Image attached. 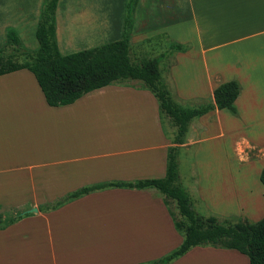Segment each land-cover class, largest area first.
I'll return each instance as SVG.
<instances>
[{"label": "crops", "instance_id": "0c3cea01", "mask_svg": "<svg viewBox=\"0 0 264 264\" xmlns=\"http://www.w3.org/2000/svg\"><path fill=\"white\" fill-rule=\"evenodd\" d=\"M41 3L0 0V47L8 27L16 29L25 46H33L25 39L35 35ZM124 13L125 0H58L60 52L68 54L120 38ZM156 36L168 44L191 45L187 51L173 52L176 63L169 69L179 98L210 99L216 86L232 79L240 85L236 115L214 109L189 122L188 127L200 128L195 159L202 150L210 155L201 161L206 159V165L198 164L191 192L182 184L194 203L207 211L261 219L264 131H252L264 125V0H138L130 45ZM244 41L248 48L240 46ZM190 68L195 74L192 83ZM162 79L165 82L163 74ZM188 137L182 146L191 140ZM240 142L260 148L261 155L243 158ZM169 145L158 101L150 90L110 84L73 103L51 106L30 70L1 74L0 214L21 217L0 228V264H101L98 256L88 253L90 247H111L113 264H137L179 246L183 236L155 188L96 189L56 209L39 210L40 205L82 186L163 177ZM246 165L258 168L262 186L251 175L255 188L258 185V204L250 209L243 202L240 183L230 184L238 200L235 206L232 198L220 204L211 200L203 181L204 168L211 174L217 168ZM222 171L218 175L226 184L230 176ZM247 194L254 198L250 191ZM32 207L38 210L29 212ZM34 239L55 253L30 259L26 252L30 254ZM217 255L250 264L237 250L210 246H195L170 264H209Z\"/></svg>", "mask_w": 264, "mask_h": 264}, {"label": "trees", "instance_id": "16d2710c", "mask_svg": "<svg viewBox=\"0 0 264 264\" xmlns=\"http://www.w3.org/2000/svg\"><path fill=\"white\" fill-rule=\"evenodd\" d=\"M58 0H42L35 29L38 45L25 46L13 27L6 30V41L0 47V75L26 68L38 82L46 102L51 106L73 103L84 94L110 84L150 90L158 101L162 127L173 128L168 147L166 173L159 178L135 181H109L82 186L72 192L39 206L40 211L56 209L86 193L110 187L155 188L163 197L175 229L182 234L179 246L169 252L137 264H170L195 246L233 249L245 254L250 264H264V216L257 221L246 217L203 215L193 207L192 199L179 176L177 151L184 143L189 122L214 109H227L237 114L235 100L240 92L235 79L220 83L210 99L196 106L177 101L162 79L160 62L164 53L133 62L130 57V37L138 0H125V13L120 38L62 54L56 39V7ZM188 45L171 41L168 51L184 52ZM264 187V167L260 172ZM174 208L173 209V206ZM21 215L4 217L0 228L19 219Z\"/></svg>", "mask_w": 264, "mask_h": 264}, {"label": "rangeland", "instance_id": "374dc122", "mask_svg": "<svg viewBox=\"0 0 264 264\" xmlns=\"http://www.w3.org/2000/svg\"><path fill=\"white\" fill-rule=\"evenodd\" d=\"M35 0H30V2L32 3ZM109 1V0H108ZM107 0H105V2H108ZM107 8V7H106ZM33 33V32H32ZM26 43H28V45H33L30 46V48H35L37 46V40L36 37L33 33V35H29V37H27L25 39ZM185 45H188V49H190L191 45L189 43H186ZM236 46V45H235ZM241 47L243 48H248L250 45L246 43V41L241 42L240 44ZM248 46V47H247ZM229 48V47H228ZM227 47L224 48L225 52L228 49ZM186 50V51H187ZM160 53H164V58L162 59V61L160 62V69L161 72L163 74V77L165 79V84L167 86V88L171 91L173 97L179 101L181 104L185 105V106H196L202 102L205 101V99H209V98H204V97H196L195 99L192 100H185L182 98H179L176 94V85L175 82L172 80L171 76H170V66L176 63V59L174 57V53H170L168 51V43L166 42L165 39L161 38L160 36H156V37H149L146 39H143L141 42L139 43H133L130 45V57L131 60L133 62L139 61L140 59L143 58H152L154 56H157ZM194 70L192 68L189 69L188 74L190 75L191 79L189 81V83L194 82ZM195 121L198 119V117L194 118ZM193 119V120H194ZM194 122V121H193ZM166 126V130L168 133V138L170 139V144H171V137H172V132H173V128L170 126L169 122H167L165 124ZM200 130V128H197L194 126L190 128V125L188 127V131H187V136L191 137V140L187 141L188 143L184 146L179 145L178 151H177V162H178V167H179V176H180V180L181 182L187 187V189L191 192L192 190V185L194 184V176H195V172H196V168L198 167V164L200 165V162L205 158V156L209 157L210 155V151H201L200 153V157H196L195 159V150H196V144H195V140L197 139V133ZM261 130L264 131V125L262 127H256L255 130H253L252 132H260ZM188 137V138H189ZM257 137H261V136H257ZM184 142H186V139L184 138ZM182 146V147H181ZM239 146L241 148L240 150V154H242L243 158L248 157L249 159H257V157H259L262 153V151L260 150V148L255 147L251 144H246V143H239ZM206 159L201 162V167L202 165H206L205 164ZM213 168V167H211ZM198 169V168H197ZM222 171V174L226 175L227 177L230 176V178H227L226 180V184H223V179L221 176H219L218 174H221L220 170ZM217 168V172H215L213 170V172H211V174L208 173L207 170V166L204 168L205 173L207 174L206 177L203 179V181L207 184V187H209L210 190V194L211 195V200H217L216 203L220 204L223 201L228 200L230 202V199L232 198V201L234 203V206L236 205L235 202H238L237 198L235 197L234 194V188L236 187L239 183H240V189L239 191H241L243 197V202H246L248 207H250V209L252 207H255V205H257L258 203H256V200H260V194H259V198L257 195V191L256 190L258 188H255V183L256 181L259 182L260 186L261 183L259 181V176H257L256 171L258 170V168L255 166H243L242 169L233 166L232 170L231 167L230 168ZM248 171V172H246ZM253 173L255 174V180L256 181H252V177L251 175H253ZM217 174V175H216ZM250 174V178L249 175ZM208 177H212L210 179H207ZM213 177L215 178L213 182H211L210 180L213 179ZM233 185V187L231 185ZM250 191V194H254V198L251 195H248L247 192ZM235 193H237L235 191ZM192 194V193H191ZM264 200V198H263ZM192 202H193V207L196 209L197 212L203 214V215H210V214H214L210 211H207L206 208H204L203 206H199L197 204L194 203L193 200V195H192ZM264 202V201H263ZM240 203V201H239ZM233 206V207H234ZM173 209L174 205L172 206ZM219 217H222V215H218L215 214ZM11 215H6L4 217H11ZM224 217V216H223ZM228 217V216H225ZM25 242V246L27 247L29 244V240L26 239ZM33 245L31 246V252L28 255V252H26V256L30 257V259H37L39 256H43L44 254H46L47 256L50 257V255H53L55 253V249L54 250H49V248L47 247V249H45L42 244H38L36 243L35 239L33 241ZM88 253H90V255H94V256H98L101 264H113V260H114V256L112 253V248L111 247H102V248H88ZM59 250V248H57V251ZM70 250V249H69ZM63 252H65V249L63 250ZM210 263L209 264H246L242 259H238L236 257H230V256H223V255H217L216 257H212L210 259ZM231 260V261H230Z\"/></svg>", "mask_w": 264, "mask_h": 264}, {"label": "water", "instance_id": "95a60500", "mask_svg": "<svg viewBox=\"0 0 264 264\" xmlns=\"http://www.w3.org/2000/svg\"><path fill=\"white\" fill-rule=\"evenodd\" d=\"M38 210V208H36V207H32V208H30L28 211L29 212H35V211H37Z\"/></svg>", "mask_w": 264, "mask_h": 264}]
</instances>
